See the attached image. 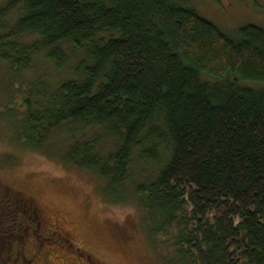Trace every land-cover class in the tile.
Instances as JSON below:
<instances>
[{"label": "trees", "instance_id": "obj_1", "mask_svg": "<svg viewBox=\"0 0 264 264\" xmlns=\"http://www.w3.org/2000/svg\"><path fill=\"white\" fill-rule=\"evenodd\" d=\"M183 1L8 0L0 19L18 14L0 24V60L12 73L40 53L74 63L7 109L32 147L69 123L98 128L65 160L103 181L105 201L126 198L134 154L159 164L133 192L162 264H264V29L229 36ZM28 207L0 187V260Z\"/></svg>", "mask_w": 264, "mask_h": 264}, {"label": "rangeland", "instance_id": "obj_2", "mask_svg": "<svg viewBox=\"0 0 264 264\" xmlns=\"http://www.w3.org/2000/svg\"><path fill=\"white\" fill-rule=\"evenodd\" d=\"M7 1L0 0V6ZM181 4L229 36H234L246 24L264 29V0H185ZM17 14L16 8L0 19L3 32L13 25ZM80 57L81 53L75 52V62ZM68 58L63 68L56 69L43 53L36 54L26 67L14 74L0 60L1 191L16 194L28 204L29 216L23 217L22 231L36 213L44 219L40 223L43 236L37 244L32 235L23 239L19 233L11 236V244L15 249L22 246L29 258L25 264H162L161 252L154 246L147 221L141 219L133 192L134 184L150 175L159 164L137 163L134 154L126 198L119 202L105 201L103 181L95 173L65 160L72 141H88L101 135L98 128L85 129L78 123H69L53 130L37 147L27 145L18 137L8 104L27 94L38 82L51 90L72 77L74 60L72 56ZM101 140L100 145L106 147L107 140ZM42 218L35 217V221ZM1 257L0 264H14Z\"/></svg>", "mask_w": 264, "mask_h": 264}, {"label": "flooded vegetation", "instance_id": "obj_3", "mask_svg": "<svg viewBox=\"0 0 264 264\" xmlns=\"http://www.w3.org/2000/svg\"><path fill=\"white\" fill-rule=\"evenodd\" d=\"M39 212L41 213V210H39ZM42 214V213H41ZM43 215V214H42ZM36 218H42L39 213L36 215H34ZM45 216V215H44ZM43 216V217H44ZM35 217L33 219V223H29V225H26V227H23V231L19 232V237L27 238L29 235H32L35 239H34V244H37V241L43 236L42 233L40 232V223L43 222V218L41 220H37V222L35 221ZM25 221L21 220V224L22 226H24ZM31 241V240H30ZM14 244H10L9 246V250H10V254L8 255L7 259L8 260H12L14 261V264H17L18 261H21L22 264H25V262H28L29 258L25 256V253L22 251V246L18 247V248H14L13 247Z\"/></svg>", "mask_w": 264, "mask_h": 264}]
</instances>
